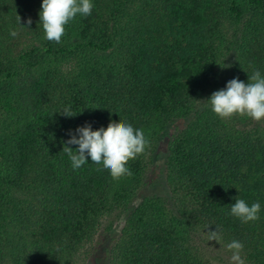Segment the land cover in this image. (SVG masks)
<instances>
[{
  "label": "trees",
  "instance_id": "1",
  "mask_svg": "<svg viewBox=\"0 0 264 264\" xmlns=\"http://www.w3.org/2000/svg\"><path fill=\"white\" fill-rule=\"evenodd\" d=\"M92 3L55 43L42 0H0V264H214L201 242L232 255L233 240L243 264H264V131L208 101L227 66L245 83L264 76V0ZM120 119L150 141L132 175L113 180L90 157L73 169L62 150L76 129ZM181 119L167 194L134 205L159 131ZM237 198L259 202V219L231 215ZM217 229L220 243L208 240Z\"/></svg>",
  "mask_w": 264,
  "mask_h": 264
},
{
  "label": "clouds",
  "instance_id": "2",
  "mask_svg": "<svg viewBox=\"0 0 264 264\" xmlns=\"http://www.w3.org/2000/svg\"><path fill=\"white\" fill-rule=\"evenodd\" d=\"M93 6L92 0H42L39 16L45 39L60 43L66 26L75 20L77 15H91ZM18 21L20 23L19 16ZM31 22L29 18L27 23L30 25ZM17 34L16 31L10 32L13 37ZM208 101L211 110L222 119L241 115L259 122L264 119V76L259 70H254L253 74L248 76L247 83L233 78L227 82L225 89L214 91ZM62 114L75 115L70 108H65ZM76 132L79 136L72 134L62 150L69 157L72 168H81L90 157L91 162L107 169L113 180L131 176L132 172L127 166L129 160H134L150 146V141L142 129H136L122 119L119 122L111 121L106 128L102 126L97 130H92L91 124L86 123L78 127ZM68 145H78V149ZM260 208L259 202H253L249 206L244 199L237 198L231 206L230 214L241 222L248 223L259 219ZM208 240L220 243L222 235L218 229L208 231ZM227 249L232 252V261L243 264L240 257L242 242L233 240L227 244Z\"/></svg>",
  "mask_w": 264,
  "mask_h": 264
},
{
  "label": "rangeland",
  "instance_id": "3",
  "mask_svg": "<svg viewBox=\"0 0 264 264\" xmlns=\"http://www.w3.org/2000/svg\"><path fill=\"white\" fill-rule=\"evenodd\" d=\"M231 61V60H230ZM228 65V64H227ZM234 65L232 64L230 67L223 69L221 72V89L226 88V84L229 80L233 78H239L238 74L233 70ZM236 117L237 122L246 126V128H256L259 131H264V119L257 122L251 119L248 116L234 115ZM186 119L175 120L173 122L168 123L163 130H160L158 133L157 145L155 148V153L153 154V160H150L148 171L145 172V182L147 183L145 186L141 188L138 192L136 199L133 204L137 205L144 197L151 195H166L167 189L164 183L162 182V166L163 162L168 153V145L172 139L174 133L179 131L185 124ZM147 169V168H146ZM161 175V176H160ZM124 224V217L115 222L113 231L117 233L120 231ZM201 244L204 247V251L206 256L210 258V260L214 264H233L238 263L232 261V255H229L224 250H218V247L214 244H211L206 241H202Z\"/></svg>",
  "mask_w": 264,
  "mask_h": 264
}]
</instances>
